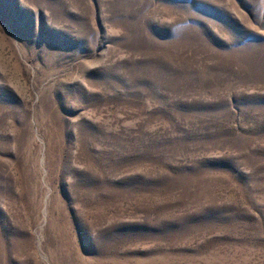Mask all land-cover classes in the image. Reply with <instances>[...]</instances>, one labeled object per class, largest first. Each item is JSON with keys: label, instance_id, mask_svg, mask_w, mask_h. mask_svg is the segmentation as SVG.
Returning a JSON list of instances; mask_svg holds the SVG:
<instances>
[{"label": "rangeland", "instance_id": "rangeland-1", "mask_svg": "<svg viewBox=\"0 0 264 264\" xmlns=\"http://www.w3.org/2000/svg\"><path fill=\"white\" fill-rule=\"evenodd\" d=\"M0 264H264V0H0Z\"/></svg>", "mask_w": 264, "mask_h": 264}]
</instances>
